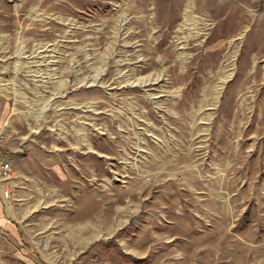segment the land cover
<instances>
[{
  "label": "rangeland",
  "instance_id": "obj_1",
  "mask_svg": "<svg viewBox=\"0 0 264 264\" xmlns=\"http://www.w3.org/2000/svg\"><path fill=\"white\" fill-rule=\"evenodd\" d=\"M0 134V264H264V0H0Z\"/></svg>",
  "mask_w": 264,
  "mask_h": 264
},
{
  "label": "built area",
  "instance_id": "obj_2",
  "mask_svg": "<svg viewBox=\"0 0 264 264\" xmlns=\"http://www.w3.org/2000/svg\"><path fill=\"white\" fill-rule=\"evenodd\" d=\"M2 135L0 134V183L4 185V182L10 177L11 166L1 148Z\"/></svg>",
  "mask_w": 264,
  "mask_h": 264
},
{
  "label": "crops",
  "instance_id": "obj_3",
  "mask_svg": "<svg viewBox=\"0 0 264 264\" xmlns=\"http://www.w3.org/2000/svg\"><path fill=\"white\" fill-rule=\"evenodd\" d=\"M3 150V149H2ZM4 155L6 156L7 159H11V157H8V154L5 152V150H3ZM10 163V162H9ZM11 166V163H10Z\"/></svg>",
  "mask_w": 264,
  "mask_h": 264
},
{
  "label": "trees",
  "instance_id": "obj_4",
  "mask_svg": "<svg viewBox=\"0 0 264 264\" xmlns=\"http://www.w3.org/2000/svg\"><path fill=\"white\" fill-rule=\"evenodd\" d=\"M140 263V261H134L133 263L131 262L130 264H139Z\"/></svg>",
  "mask_w": 264,
  "mask_h": 264
},
{
  "label": "bare ground",
  "instance_id": "obj_5",
  "mask_svg": "<svg viewBox=\"0 0 264 264\" xmlns=\"http://www.w3.org/2000/svg\"><path fill=\"white\" fill-rule=\"evenodd\" d=\"M230 57H231V55H230Z\"/></svg>",
  "mask_w": 264,
  "mask_h": 264
}]
</instances>
